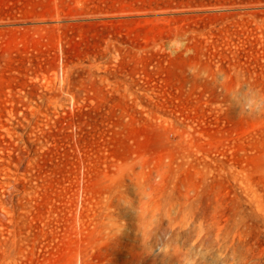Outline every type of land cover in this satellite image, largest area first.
<instances>
[{
	"label": "rangeland",
	"instance_id": "1",
	"mask_svg": "<svg viewBox=\"0 0 264 264\" xmlns=\"http://www.w3.org/2000/svg\"><path fill=\"white\" fill-rule=\"evenodd\" d=\"M218 72L264 88V0H0V264H264Z\"/></svg>",
	"mask_w": 264,
	"mask_h": 264
},
{
	"label": "clouds",
	"instance_id": "2",
	"mask_svg": "<svg viewBox=\"0 0 264 264\" xmlns=\"http://www.w3.org/2000/svg\"><path fill=\"white\" fill-rule=\"evenodd\" d=\"M207 75V74H206ZM215 89L221 97L224 110H236L237 115L243 119L264 117V88L255 86L243 77L237 76L229 79L227 74L218 72L210 77ZM209 253L199 250L197 253H185L181 264H199L206 259ZM217 261L225 259L224 254L217 252ZM239 264V261H236Z\"/></svg>",
	"mask_w": 264,
	"mask_h": 264
}]
</instances>
